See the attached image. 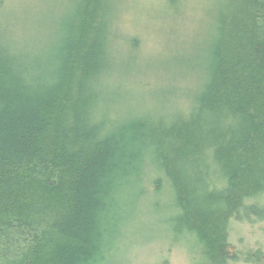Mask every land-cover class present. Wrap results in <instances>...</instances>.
Wrapping results in <instances>:
<instances>
[{
	"label": "trees",
	"instance_id": "trees-1",
	"mask_svg": "<svg viewBox=\"0 0 264 264\" xmlns=\"http://www.w3.org/2000/svg\"><path fill=\"white\" fill-rule=\"evenodd\" d=\"M110 10L76 0L37 54L0 35V264H102L146 192L168 193L204 264H227L229 222H264V0H221L191 109L155 119L103 108Z\"/></svg>",
	"mask_w": 264,
	"mask_h": 264
},
{
	"label": "rangeland",
	"instance_id": "rangeland-1",
	"mask_svg": "<svg viewBox=\"0 0 264 264\" xmlns=\"http://www.w3.org/2000/svg\"><path fill=\"white\" fill-rule=\"evenodd\" d=\"M76 0H4L0 35L27 55L62 35ZM112 66L104 110L115 120L185 114L205 80L209 42L221 0H108ZM5 39V38H4ZM155 119V118H154ZM143 183L148 184L144 168ZM145 178V181H144ZM168 193H140L117 214L115 253L102 264H204L194 241L173 234ZM227 264H264V222L231 220ZM260 257V260H258Z\"/></svg>",
	"mask_w": 264,
	"mask_h": 264
}]
</instances>
